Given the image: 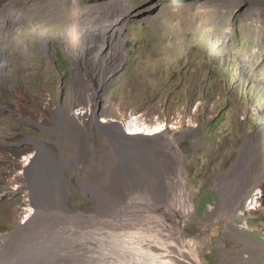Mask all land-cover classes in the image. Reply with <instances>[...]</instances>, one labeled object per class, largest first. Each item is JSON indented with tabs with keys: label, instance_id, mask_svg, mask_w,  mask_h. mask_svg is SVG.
I'll list each match as a JSON object with an SVG mask.
<instances>
[{
	"label": "rangeland",
	"instance_id": "rangeland-1",
	"mask_svg": "<svg viewBox=\"0 0 264 264\" xmlns=\"http://www.w3.org/2000/svg\"><path fill=\"white\" fill-rule=\"evenodd\" d=\"M108 1L114 0H0V54L6 53L0 69V264L18 260L17 242L24 241L20 235L9 236L28 209L34 212L26 221L37 215V209L60 210L31 201L25 167L38 147L28 137L44 139L53 156L63 157V152L69 158L63 173L71 184L63 194L54 192L57 202L65 198L70 209L87 214L105 208L81 187L76 157L53 128L60 107L65 123L69 121L70 89L91 82L74 72L63 42L68 24L79 7ZM126 1L131 6L122 25L127 59L113 69L116 57L105 60L110 71H105L107 83L99 91L101 100L118 106L106 119L137 115L147 128L161 122L163 130L179 134L194 202L183 233L199 242L203 264H264V0H122ZM7 11L19 12V19H7ZM43 37L49 40L46 49ZM94 141L91 164L87 156L81 158L87 168L83 176L95 183L108 180L114 189L119 186V191L110 188L120 195L116 197L120 204L122 182L133 183L143 172L133 163L118 166L117 149L103 140L97 139L99 146ZM228 178L249 194L261 191L258 206L245 210L242 217H232L238 200L221 197L222 189L230 190L224 188ZM127 204L123 208L131 203ZM134 212L117 213L124 215L122 226L130 223L141 229L156 224L146 218L136 222L134 216L141 214ZM49 219L41 222V228ZM61 227L54 228L61 231ZM36 237L35 251L25 253L28 257L20 258L21 264H121L108 257L103 261L94 245H39L41 237ZM134 239L136 248L127 252L128 259H134L133 252L147 254ZM120 241V246L126 244Z\"/></svg>",
	"mask_w": 264,
	"mask_h": 264
},
{
	"label": "bare ground",
	"instance_id": "bare-ground-1",
	"mask_svg": "<svg viewBox=\"0 0 264 264\" xmlns=\"http://www.w3.org/2000/svg\"><path fill=\"white\" fill-rule=\"evenodd\" d=\"M118 1L94 5L82 10L79 7L78 11H75L74 19L68 24L63 42L71 56L74 72L76 77L85 75L91 79V82L87 87L85 85L70 89V106L67 110L69 121L65 123L64 111L60 107L53 128V131L65 137L67 147L72 150L73 157H76L74 164L81 187L95 195L99 205L105 208L98 214H87L70 209L65 198H60V202H57L54 192L59 191L63 194L64 188L71 184L63 173L64 166L69 165V158L63 152V157L53 156L44 139L28 137L26 140L38 147L37 155L25 167V180L31 190L29 193L31 201L49 203L52 209L60 210L41 212L42 209L39 211L37 209V215L26 221L33 211L28 209L27 213L20 217V226L9 236L14 238L20 235V239L24 241L18 239L23 243L17 242L16 238L14 243L21 245L18 249V260L26 259L28 256L25 253L35 251L34 243L38 236L41 237L39 245L43 243L55 246L65 242L71 245L78 244V247L94 245L97 256L103 261L108 257L114 263L118 260L121 264H142L141 262L154 264L156 260L158 264H203L197 249L199 242L183 233L184 225L194 208V202L187 188L185 154L179 146V134L163 130L161 122H156L151 128H147L143 119L137 115L129 117L128 120L106 119V116L114 109H118V106L106 98L104 100L99 98L101 87L107 83L104 80L107 75L105 71L107 69L108 73L110 71L105 60L116 57L113 69L123 65L127 59L123 50L126 34L122 25L129 16L131 6L127 1ZM7 12V19H19V12ZM43 40L46 49L49 40L45 37ZM114 48H117V51ZM5 55L6 53L0 54V69L5 64ZM111 77L110 75L108 79L110 80ZM81 88H86V92ZM85 138L89 140L88 143L84 141ZM97 139L117 149L118 166L125 168L133 163L136 166L135 170L143 172L140 179H132L133 183L122 182L120 191L123 192L121 196L123 199L121 202L119 200L120 204L116 203L120 195L116 196L112 190L114 188L110 186L111 182L99 180L95 183L83 176L87 168L81 164L82 155L88 157L90 165L91 143L95 140L94 142L99 146ZM194 140L199 141V139ZM85 151L88 155H85ZM30 159L31 154L26 155L24 165ZM226 187L230 190L222 189L221 197L230 196L238 200L237 210L232 217H242L245 210L258 206L260 190L257 189L254 194H249L245 189H241L236 181L229 182V178L224 188ZM117 188L119 191V186L114 190ZM127 203H131L130 206L123 208ZM130 209L141 214L134 216L136 222L146 218L154 220L156 224L141 229L135 228L130 223L122 226L120 221L123 219V214L117 213H128ZM47 217H50L47 227L41 228V222H45ZM72 225L81 228L76 229ZM52 226L63 228L61 227V231H56ZM236 226L240 230L243 228V225ZM26 227L29 229L27 228L28 232L24 233ZM143 233L145 234L142 235ZM134 238L140 241L138 244L141 243L146 247L147 254L142 257L139 252H133L134 259H128L125 256L127 252H132L136 248L132 245ZM120 240H125L124 246L128 248H123L122 244L120 246L118 244ZM18 260L15 264H21Z\"/></svg>",
	"mask_w": 264,
	"mask_h": 264
},
{
	"label": "water",
	"instance_id": "water-1",
	"mask_svg": "<svg viewBox=\"0 0 264 264\" xmlns=\"http://www.w3.org/2000/svg\"><path fill=\"white\" fill-rule=\"evenodd\" d=\"M112 1V0H111ZM108 3H110V1H108V2H102V3H100L101 5L102 4H108ZM99 5V4H98Z\"/></svg>",
	"mask_w": 264,
	"mask_h": 264
}]
</instances>
